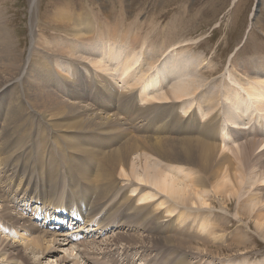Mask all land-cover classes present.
Here are the masks:
<instances>
[{"label":"rangeland","instance_id":"1","mask_svg":"<svg viewBox=\"0 0 264 264\" xmlns=\"http://www.w3.org/2000/svg\"><path fill=\"white\" fill-rule=\"evenodd\" d=\"M32 2L31 0H0V39L2 40V42L0 40V58L2 57L0 65L8 60L2 65L3 68L0 67V197L4 202H0V209H3L4 213L2 206L5 205L7 211L11 206L9 212L15 216L17 222L19 221L17 224L15 220L8 218L6 212L2 215L0 210V215L3 216L4 221L6 220L5 222L0 220V253L5 251V255H2L4 257L0 255V264H264V225L261 228L258 226L260 222L264 223V182L261 181L264 176V148L260 146L264 139V112L256 109V102L246 99V105L236 109L238 115H231L235 120L233 118L224 119L222 114V111L233 103L230 100L231 90L238 91L237 98L239 99H235V102L242 101L245 97L243 88L247 86L246 79L253 81L254 75L264 72V0H35V3ZM79 26L85 27L88 31L83 33L84 36L77 38L73 33ZM108 42L113 43L112 49L108 51L109 47H103L101 52H110L111 55L121 54L122 57L119 60L122 61L123 59L125 61L124 55L128 52L135 56L137 64L130 75H125V77L123 74L121 75L120 71L115 70L116 64L110 63L105 55L102 54L100 57L95 55L97 47L106 46ZM168 52L170 53L167 55ZM175 52L181 54L182 58L186 60L183 64L186 66L185 69L189 66V78L195 79L199 88L197 87L192 95L180 101L173 98L165 100L167 103L162 100L147 101L148 96L152 94L151 88L145 89L144 92L142 90L145 81L148 82L149 78L147 77L156 72L157 67L163 66L165 57L177 60L178 55H175ZM6 56L10 57H7L10 61ZM96 58L104 59L103 67L114 70L106 69L100 73L97 66L91 62ZM122 61L118 62V66L121 68L126 66L127 60L124 65H122ZM9 62L12 69L9 68L8 71L4 66L7 64L10 66ZM249 64L252 66L250 67ZM4 68L10 75L15 73L10 76L9 73H4V71L7 72ZM175 72L170 74L168 79L171 75L173 77L182 70ZM101 80L103 85L98 87V81ZM167 81L159 85L156 81L157 87L153 90L160 88L166 93L167 85L169 86L173 80ZM43 89L46 90L43 91ZM38 91H41L42 93H40L44 96H41ZM35 96L38 97L34 98ZM37 99L44 101L38 102ZM189 102L190 110L182 115L181 106ZM118 105L121 107L120 109L117 108ZM123 107L132 108L134 113H130L127 108ZM132 110L131 112H133ZM121 112L123 113L121 114ZM192 114H194V119L190 117L189 123H187L185 119ZM240 115L242 119H240ZM180 117L183 119L179 121ZM107 119L113 121V124L108 126L110 129H114L113 133L94 132L92 130L94 126L88 122L107 121ZM205 121H209L207 126L210 132L203 138L199 131H201V124ZM232 121L234 123H231ZM2 122L5 123L2 124ZM249 124H251L250 129L246 128ZM197 125L198 130L194 127ZM192 127H194V133L190 132L191 130L189 133L185 132ZM242 127L245 129H241ZM79 128H82L81 131ZM125 129L128 132L124 133ZM237 132L239 133L238 137L233 140L231 134H237ZM189 134L196 135L190 137ZM89 135L100 137V142L86 144L84 139ZM145 135L146 137L149 135V138H145ZM184 135L189 136L188 141L192 138L189 145L192 143L193 147L195 144V149L191 146L190 148L189 145L184 149V146L187 145V141L185 140V142L183 139ZM92 137L87 140H91ZM162 138L163 140L167 138L166 143ZM172 138H176L175 141L178 145L173 143L175 141L171 140ZM73 139L77 141V144L102 149L103 156H116L117 164L126 163L128 170H131L132 166L129 163L133 162L132 164L140 173L146 163L151 162L149 165H152L153 161L160 168L163 165V169L183 164V169L186 167L187 171L189 168L191 172H196L198 175L193 173L190 179L202 178L201 180L204 179L203 181L206 182V187H204L207 188V192H204L202 197L206 203L200 204L198 201V203H190L188 199L192 198L193 194L189 193L186 194L187 196L185 195L186 202L189 201L188 204L185 200L180 202L173 196L161 193L162 191L156 187L134 179L133 176H130L131 173L128 174L130 178L127 174L126 176L120 174L119 177V172L115 174L118 177L114 182H105L104 187H101L100 182H96L94 191L88 194L83 187V180H81L77 166L69 157L71 152L68 148L74 141ZM168 140L170 143L167 142ZM198 140L206 144L212 142L208 151L202 149L203 146ZM129 143L133 145L131 146ZM147 143L151 145L152 149L149 144L145 145ZM171 143L172 150L169 149L170 147L168 148ZM153 144L155 145L153 146ZM258 144L259 146H257ZM134 145L135 148L137 145L140 147L137 146L138 149H135ZM158 145L159 147L156 148L155 146ZM176 145L183 148V151ZM165 146L167 148H164ZM153 147L160 148L161 153H159L160 150L153 151ZM197 147L200 152L197 151ZM222 147L224 149H221ZM117 149H123L122 153L126 154L119 153L121 151ZM132 149L135 150V153ZM148 149L152 151L150 152ZM210 149L212 150L209 151ZM163 150L170 151L171 156ZM175 150H180V152L177 151L179 155ZM184 150H187L188 153ZM60 152H64L72 166L74 165L71 170L72 166L66 164L65 179L62 175L63 179L62 177L57 179L55 167L60 168L59 164H51L52 159H56L57 162H65V158L60 155ZM182 152L187 155L190 153V156L186 157V159H190H183L186 154L184 156ZM201 152H205L204 156ZM206 153L212 156L215 154L213 157H209ZM146 154L149 155V158L146 157ZM127 155L131 158L129 159ZM239 155H243L241 160ZM237 156L239 159H236ZM245 156H248L249 162ZM208 157L211 163L206 161ZM146 158L149 159V162ZM224 158L227 160L225 161ZM119 159L121 162L118 161ZM220 160L221 162L217 163ZM166 161L172 165L170 166ZM243 161L245 163H241ZM103 162L104 160H98L99 165H103ZM226 162L228 163L226 164ZM221 163H224L225 166ZM215 165L221 170L219 169V171ZM229 166L230 168H228ZM238 166L242 172L241 176ZM214 167H217V171ZM227 168L234 170L232 172L228 170V172ZM222 170L226 171L225 178H221L224 175ZM235 170L238 171V174ZM177 175L183 177L185 173L179 171ZM207 175H213V177H207ZM234 175H237L238 181H235ZM226 176H231L232 180L228 182L227 180L230 179ZM259 178L261 182H255ZM70 179L77 183L76 188L72 191L84 196L85 203L89 208L88 216L94 220L89 222L86 227H93L94 229L90 230V233L93 232L94 235L84 238L78 236L72 240L58 234L56 236L58 241L50 244L51 249L53 248L50 252L47 250L43 252L42 247L35 249L36 247L32 246V243L36 238H39L44 228L27 220L28 214L21 213V209L18 207L15 209L16 205L6 199L4 192L11 183L14 187L11 193L21 184H25L23 188L30 184L33 188L32 194L46 193L49 200H52L53 197L60 199L57 197L63 194V192H59L60 189H67L66 194L62 196L63 199L61 198L62 203L67 207L71 200L67 194L68 187L72 184L68 185ZM209 179L216 180L214 182H218V184L215 185ZM79 182L81 188H79ZM222 182H227L224 185L227 188L224 187L225 191H223ZM132 184L138 185V188L134 191L135 194L128 192L130 195H136L140 191L141 193L148 191L149 194L151 193L152 198L144 201V204L151 203L150 209L154 210L153 208H155L153 211L155 213L154 220L151 222H148L149 218L146 217L144 211H139L125 202L126 197L123 196L125 193L123 189L133 186ZM53 186L56 187V194ZM48 188L52 190L48 191ZM218 188L221 192L216 191ZM246 198H249L250 201L245 200ZM252 198L256 201L254 202ZM251 200L256 205L252 204ZM248 202H251L250 205ZM62 203L57 205H62ZM140 203L137 201V206L140 207ZM9 204L12 205L8 206ZM27 204L25 208L31 207L32 209L34 207L29 205L31 203ZM57 205L50 202L52 208ZM251 205L257 208L252 206L253 210L251 209V211L249 209ZM71 206H75V204L72 203ZM120 208H126L128 211L124 217L121 216ZM256 210L260 214H257ZM120 217L122 218L120 219ZM125 219L124 225L122 222ZM81 220L79 218V222ZM37 222L41 223V221ZM97 224L102 229H95ZM17 225L18 228L15 227ZM22 226L26 228L22 230ZM27 230L31 231L27 232ZM18 231L22 232L20 237ZM47 231L51 233L47 239L53 240L52 234L57 233L52 232V228ZM99 231L100 233H98ZM63 232L64 230L58 233ZM117 233L123 234V240L114 239ZM140 236L142 237L139 238ZM133 238L136 239V244L132 243ZM139 239H142L143 242ZM68 241L70 244L67 245Z\"/></svg>","mask_w":264,"mask_h":264},{"label":"bare ground","instance_id":"2","mask_svg":"<svg viewBox=\"0 0 264 264\" xmlns=\"http://www.w3.org/2000/svg\"><path fill=\"white\" fill-rule=\"evenodd\" d=\"M31 2H32V0H31ZM32 3H35V0H33V2ZM31 3V4H32ZM31 6V5H30ZM61 17V16H60ZM68 17V16H67ZM79 17V16H78ZM60 20H63V19H60ZM67 20V19H66ZM60 22V21H59ZM73 22H75V21H73ZM61 23V22H60ZM64 23V22H63ZM66 24V23H65ZM75 26H78V25H75ZM90 29V28H89ZM72 31L74 30V29H71ZM75 32L73 33V35L74 36H76L77 38H79V37H81V36H84L83 35V33H86L85 31H88V30H86V28L85 27H83V28H81L80 26H79V28L77 27V28H75ZM88 36V35H87ZM41 37V36H40ZM86 37V36H85ZM1 40V39H0ZM109 41V40H108ZM1 42H2V40H1ZM107 42V41H106ZM109 43V42H108ZM106 43V46H101L100 48H98L97 47V50H95V55H98V57H100L102 54L103 55H105L107 58H108V61H110V63L111 62H113L114 64H116V66H117V68L115 69L116 71H120L119 73H121V75L123 74V76L125 77V75L127 76V75H130L133 71H132V69L133 68H135L134 66L137 64V60L136 59H134L135 58V56H132L131 54L132 53H130V52H128L127 54H125L124 56L126 57V59H125V61H124V59H123V61L122 60H119L122 56H121V54H114V55H111V54H109L108 52L106 53V52H101L100 50H102V48L103 47H109L108 48V51H110L111 49H112V46L111 45H113V43ZM107 45H109V46H107ZM10 46V45H9ZM12 46V45H11ZM174 46H179V45H174ZM8 47V46H7ZM111 47V48H110ZM9 48V47H8ZM64 49V48H63ZM4 50V49H3ZM2 50V51H3ZM1 51V52H2ZM107 51V50H106ZM166 51V50H165ZM170 52H168L167 53V55L169 54ZM174 53V52H173ZM172 53V54H173ZM175 55H178L177 57H178V59L176 60V59H168V58H166L165 57V60L163 61V66L160 68V67H157V69H156V72H154V73H152L151 75H149L147 78H149L148 79V82L146 83V81H145V85H144V88L142 89L143 90V92H144V90L146 89H148L149 90V88H151L152 89V94L151 95H149L148 96V99H147V101H151V100H155V102H156V100H162V102L164 101V102H166V101H168V99L169 98H173V99H175V100H177V101H180V100H182V99H186L187 98V96H189V95H192V93H194L195 91H196V89H197V87L199 88V85H198V83H197V81L195 80V79H193V78H189L190 77V75H189V66H188V68L187 69H185L186 68V66L183 64V62H185L186 60H184L183 58H182V55L181 54H178L177 52H175ZM13 56V55H12ZM79 56V55H78ZM86 56V55H85ZM171 56V55H170ZM7 57H9V56H6V58ZM88 57V56H87ZM86 57V58H87ZM2 58V57H1ZM0 58V59H1ZM10 58V57H9ZM9 58H7V59H9ZM173 58V57H172ZM176 58V57H175ZM12 59H13V57H12ZM180 59H182V60H180ZM126 60H127V62H126ZM3 61H5V60H3ZM8 61V60H7ZM7 61H5V62H3V64L4 63H6ZM9 61H10V59H9ZM102 61H104V59L102 60V58H100V59H98V58H96V59H92L91 60V62L94 64V65H96L97 66V69H99L100 70V73H102L101 71H106V69L107 70H114V69H112V68H107V67H103V65H104V63L102 62ZM106 61V60H105ZM121 62L122 61V65H124L125 64V62H126V66L125 67H123L122 66V68L121 67H119L118 66V62ZM0 62H2L1 60H0ZM107 62V61H106ZM10 63V62H9ZM3 64H1L0 65V67H2V65ZM6 65V64H5ZM7 65H9V64H7ZM4 66V67H7V70L9 69V68H11V63H10V66ZM160 65V64H159ZM158 65V66H159ZM259 65V64H258ZM105 66H107V64H105ZM156 66V65H155ZM249 66L251 67L252 66V64H249ZM254 66V65H253ZM260 66V65H259ZM62 67V66H61ZM153 67V66H152ZM208 67V66H207ZM247 67V66H246ZM264 67V66H263ZM3 68V67H2ZM16 68V67H15ZM95 68V67H94ZM192 68V67H191ZM257 68V67H256ZM5 70H6V68H4ZM12 69V68H11ZM96 69V70H97ZM126 69V70H125ZM2 71H3V69H1ZM6 70V71H7ZM10 70V69H9ZM8 70V71H9ZM15 70V69H14ZM180 70H182V72H179L177 75H175V76H173L172 77V75H171V77L168 79V76L170 75V74H174V73H176L175 71H180ZM259 70V69H258ZM5 72L4 71V73H9V72ZM147 71V70H146ZM11 72V71H10ZM12 72H13V70H12ZM188 72V73H187ZM192 71H190V73H191ZM261 72V71H260ZM259 72V73H260ZM15 73V72H14ZM14 73H11V75H10V73H9V75L10 76H12V74H14ZM118 73V74H119ZM148 73V72H147ZM1 74V73H0ZM192 74V73H191ZM5 75H7V74H5ZM5 75H4V77H5ZM8 75V76H9ZM166 75V76H165ZM188 75V76H187ZM253 75V74H252ZM144 76V75H143ZM165 76V77H164ZM194 76V75H193ZM3 77V76H2ZM4 77H3V79H4ZM110 78V77H109ZM195 78V77H194ZM140 79V78H139ZM167 79H168V81H167ZM225 79V78H224ZM254 80L252 81V80H250V79H246V87L245 88H243V90L245 91V97L242 99V101H240V102H235V99H239V98H237V96L239 95L238 94V91H236V90H231V93H230V95L232 96L231 97V101L233 102L232 103V105L231 106H229V108H226V110H224V111H222V114H223V118L224 119H228V118H233V120H235V118L233 117V116H231L232 114H234V115H236L237 114V111L238 110H236L238 107H241V106H245L246 105V99L247 100H249V101H251V102H256V104H255V106H256V109L257 110H261L262 112H264V72L262 73V74H258V75H254V78H253ZM39 80V79H38ZM104 80V79H103ZM138 80V79H137ZM171 80H173V81H171ZM230 80V79H229ZM1 81H2V79H1ZM7 81H8V79H7ZM106 81V80H105ZM110 81V80H109ZM156 81H157V84L159 85V84H161V83H163V82H165V81H167V82H170V84H169V86L167 85V87H168V89L166 90V93L164 92V91H161L160 90V88H158L157 90H153V88H155V87H157V84H156ZM251 81V82H250ZM4 82L6 83V81L4 80ZM36 82V81H35ZM41 82V81H40ZM205 82V81H204ZM233 82H235V81H233ZM248 82H250V83H248ZM29 83V82H28ZM44 83H45V81H44ZM98 83H99V86L98 87H102V85H103V81L101 80V81H98ZM42 84V83H41ZM136 84V83H135ZM2 85V84H1ZM18 85V84H17ZM28 85H30V84H28ZM28 85H27V87H28ZM132 85V84H131ZM35 86V85H34ZM44 86V85H43ZM129 86V85H128ZM26 87V86H25ZM32 87V86H31ZM40 87V86H39ZM67 87H68V85H67ZM66 87V88H67ZM166 87V86H165ZM29 88H30V86H29ZM133 88V87H132ZM36 89V88H35ZM69 89V88H68ZM32 90H33V88H32ZM31 90V91H32ZM39 90V89H38ZM42 90V89H41ZM46 89H43V91H45ZM29 91H30V89H29ZM34 91V90H33ZM39 92V94L41 95V96H44V95H42L41 93V91H38ZM41 92V93H40ZM168 92V93H167ZM36 94H37V92H35ZM34 93V94H35ZM38 94V95H39ZM124 94H126V93H124ZM123 94V95H124ZM148 94V93H147ZM31 95V94H30ZM105 95V94H104ZM213 95V97H214V94H212ZM202 96V95H201ZM36 97H38V96H35L34 98H36ZM142 97H143V95H142ZM42 98V97H41ZM40 98V99H41ZM111 98V97H110ZM215 98V97H214ZM32 99V98H31ZM39 99V100H40ZM68 99V98H67ZM67 99H66V101H67ZM43 100V99H42ZM41 100V101H42ZM166 100V101H165ZM37 101H38V99H37ZM41 101H38V102H41ZM44 101V100H43ZM81 101V100H80ZM131 101H133V100H131ZM157 101V102H158ZM15 102V101H14ZM76 102V101H75ZM154 102V103H155ZM212 102V101H211ZM42 103H44V102H42ZM74 103V102H73ZM78 103V102H77ZM131 103V102H130ZM167 103V102H166ZM171 103V102H170ZM41 104V103H40ZM39 104V105H40ZM49 104V103H48ZM163 104V103H162ZM43 106H44V104H42ZM78 105H79V103H78ZM120 105V104H119ZM119 105H118V107L117 108H121V107H119ZM164 105V104H163ZM13 106V105H12ZM11 106V107H12ZM49 106H51V105H49ZM190 102L189 103H186L185 105H183V106H181V111L183 112L182 113V115H184V114H186L189 110H190ZM15 107V106H14ZM150 107V106H149ZM123 108H127L128 109V111L130 112V113H134V111L132 110V108H128V107H123ZM44 109V108H43ZM131 110L133 111V112H131ZM7 111V110H6ZM13 111H14V109H13ZM12 111V112H13ZM15 111H16V109H15ZM50 111V110H49ZM53 111V110H52ZM140 111H142V110H140ZM251 112H253V110H251ZM9 113V112H8ZM50 113H51V111H50ZM49 113V114H50ZM123 112H121V114H122ZM139 113V112H138ZM254 113V112H253ZM15 114V113H14ZM88 114V113H87ZM102 114V113H101ZM251 114V113H250ZM23 115V114H22ZM238 115V114H237ZM5 116V115H4ZM11 116H13V115H11ZM110 116V115H109ZM115 116V115H114ZM138 116H140V115H138ZM206 116V115H205ZM248 116H249V114H248ZM6 117V116H5ZM92 117V116H91ZM120 117V116H119ZM190 117H191V119H194V114H192V116L191 115H189L188 116V118H186L185 119V121L187 122V123H189V119H190ZM104 118V117H103ZM6 119H7V117H6ZM81 119H82V117H81ZM90 119H92V118H90ZM180 119H183L182 117H180L179 118V121H180ZM240 119H242L241 118V115H240ZM55 120V119H54ZM57 120V119H56ZM113 120H114V118H113ZM120 120H122V119H120ZM136 120V119H135ZM206 120V119H205ZM230 120H232V119H230ZM248 120V119H247ZM4 121V120H3ZM77 121V120H76ZM79 121V120H78ZM84 121H86V120H84ZM83 121V122H84ZM124 121H125V119H124ZM123 121V122H124ZM177 121V120H176ZM250 121V120H249ZM7 122V121H6ZM90 124H91V126H94V128L92 129L94 132H97V133H100V134H106V133H113L114 132V129H110L108 126H110V125H112L113 124V121H111V119L109 120V119H107V121H102V120H96V122H94V121H88ZM3 123H5V122H2V124ZM56 123V122H55ZM57 123H59V122H57ZM61 123H62V121H61ZM209 123V121L207 122V121H205V122H203L202 124H201V131H199L200 133V136L202 135L203 136V138H204V136H207V135H209V127L207 126V124ZM231 123H234L233 121L231 122ZM117 124V123H116ZM123 124H125V123H123ZM198 125L200 124V122L199 123H197ZM8 126H9V124H7ZM53 125H54V123H53ZM198 125L197 126H194V127H196V129H197V127H198ZM3 126V125H2ZM6 126V125H5ZM13 126V125H12ZM21 126V125H20ZM82 126V125H81ZM119 126H120V124H119ZM123 126V125H122ZM78 127H79V125H78ZM116 127V126H115ZM194 127H192V128H188L187 129V131H185V132H188L189 133V131L190 132H192V133H194L193 132V130H194ZM232 127V126H231ZM236 127V126H235ZM7 128V127H6ZM5 128V129H6ZM10 128V127H9ZM18 128V127H17ZM22 128H23V126H22ZM90 128V127H89ZM117 128V127H116ZM199 128V127H198ZM236 128H239L238 126L236 127ZM246 128H248V129H250L251 128V124H249V126H246ZM81 129L82 128H79V131H81ZM118 129H120V128H118ZM122 129V128H121ZM231 129H233V128H231ZM241 129H245L244 127H242ZM14 130V129H13ZM24 130V129H23ZM76 130V129H75ZM198 130V129H197ZM72 131V130H71ZM78 131V130H77ZM125 131H127L126 129L124 130V133H126ZM230 131V130H229ZM232 131V130H231ZM230 131V132H231ZM1 132V131H0ZM128 132V131H127ZM13 133V132H12ZM78 133V132H77ZM118 133V132H117ZM233 133V132H232ZM116 134V133H115ZM238 132H237V134H231L232 135V138H233V140H234V138H236V137H238ZM1 135V134H0ZM13 135H14V133H13ZM75 135H77V134H75ZM121 135V134H120ZM126 135V134H125ZM128 135H129V133H128ZM196 135V134H195ZM194 134H189V136L191 137V136H195ZM93 135H89V136H86V138L84 139V142L86 143V144H92V143H99L100 142V137H98V136H93ZM107 136V135H106ZM112 136V135H111ZM118 136V135H117ZM137 136V135H136ZM144 136V135H143ZM148 137H146V135H145V138H149V135H147ZM174 136H176V135H174ZM185 136V135H184ZM188 136V137H189ZM4 137V136H3ZM89 137H92L91 138V140H87ZM130 137H132V136H130ZM129 137V138H130ZM154 137H156V136H154ZM159 137H162V136H159ZM165 137V136H164ZM167 137H168V135H167ZM170 137V136H169ZM188 137L187 136H185L183 139H184V141L186 142V144L187 145H185V143L184 142H182V144L183 145H185L184 146V149H185V147L186 146H188L190 143L189 142H191L192 140V138L190 139V141H188L189 139H188ZM212 137V136H211ZM5 138V137H4ZM7 138V137H6ZM108 138V137H107ZM110 138V137H109ZM126 138V137H125ZM128 138V137H127ZM135 138V137H134ZM134 138H133V140H134ZM140 138V137H139ZM141 138H143V137H141ZM150 138H153V137H150ZM174 138V137H173ZM171 139V140H174L175 141V139ZM195 138V137H194ZM197 138V137H196ZM3 139V138H2ZM67 139V138H66ZM66 139H65V141H66ZM70 139V138H69ZM117 139V138H116ZM119 139V138H118ZM144 139V138H143ZM155 139H157V137L155 138ZM165 140H163V138H162V140L163 141H165V143H166V139L167 138H164ZM181 138H179V140H180ZM188 139V140H187ZM206 139V138H205ZM218 139V138H217ZM74 140V139H73ZM72 140V141H73ZM120 140V139H119ZM132 140V139H131ZM141 140V139H140ZM146 140V139H145ZM169 140H170V138H169ZM169 140L167 141V142H169ZM7 141V140H6ZM54 141V140H53ZM70 141V140H69ZM124 141H125V139H124ZM123 141V142H124ZM127 141V140H126ZM135 141V140H134ZM139 141V140H138ZM149 141H150V139H149ZM148 141V142H149ZM159 141V140H158ZM181 141V140H180ZM193 141H194V139H193ZM198 141H200V140H198ZM203 141V140H202ZM211 141V140H210ZM80 142V141H79ZM127 142H130L131 143V141H127ZM140 142V141H139ZM139 142H137V144L139 143ZM195 142L197 143V141L195 140ZM201 142V141H200ZM250 142H252V141H250ZM3 143H5V142H3ZM58 143V142H57ZM69 143V145H70V142H68ZM129 143V144H130ZM141 143V142H140ZM139 143V144H140ZM146 143V142H145ZM150 144H151V142H149ZM149 143H147V144H145V145H148ZM156 143H158V142H156ZM164 143V142H163ZM170 143V142H169ZM173 143H175V144H177V142L175 141V142H173ZM212 143V142H211ZM210 143V144H211ZM262 143V145H260V146H262V148H264V139H263V141L261 142ZM260 143V144H261ZM26 144V143H25ZM67 144V143H66ZM102 144V143H101ZM116 144V143H115ZM123 144H125V142L123 143ZM133 144H135L134 142H133ZM133 144H130L131 146L133 145ZM149 144V146L151 147V145ZM180 144V146H181V142L179 143ZM194 144V143H193ZM210 144H206V143H204V142H201V146H203L202 147V149L204 150V151H208V149L210 148ZM221 144V143H220ZM247 144V143H246ZM112 145V144H111ZM122 145V144H121ZM141 145V144H140ZM140 145H137L138 147H140ZM155 144H153V146H154ZM168 145V144H167ZM171 145H172V143L170 144V146H168V148L169 149H171L172 150V148H171ZM178 145V144H177ZM176 145V147H178L179 149L181 148L180 146H177ZM191 145H192V143H191ZM191 145H189V147L191 146ZM198 145V144H197ZM200 145V144H199ZM243 145V144H242ZM124 146H127V145H124ZM131 146H128V147H131ZM137 146H136V148H137ZM149 146H148V148H149ZM173 146V145H172ZM194 146H195V144H194ZM193 146V147H194ZM214 146V145H213ZM231 146V145H230ZM240 146V145H239ZM245 146V145H244ZM247 146V145H246ZM257 146H259V144L257 145ZM1 147V146H0ZM99 147V146H98ZM117 147H119V146H117ZM121 147V146H120ZM119 147V148H120ZM142 147V146H141ZM147 147V146H146ZM145 147V148H146ZM156 148L157 147H159V145L158 146H155ZM175 147V146H174ZM192 147V146H191ZM190 147V148H191ZM192 147V148H193ZM196 147V146H195ZM195 147H194V149H195ZM218 147V146H217ZM123 148V147H122ZM133 148H135V145H134V147ZM135 148V149H136ZM145 148H143V149H145ZM164 148H167L166 146L164 147ZM163 148V149H164ZM187 148V147H186ZM201 147H199V149H200ZM240 148H241V146H240ZM246 148V147H245ZM67 149V148H66ZM68 149H70V152H71V154L69 155V157H70V159L71 160H73V162H74V164L77 166V170L79 171V174H81V180H83L82 181V184H83V187H84V189L87 191V193L89 194V193H91V192H93L94 191V188H95V185H96V182H100L101 183V187H104L105 185H104V183L105 182H108V181H112V182H114V180H116V178L118 177H116V175L115 174H117L118 172H119V177H120V174L122 175V176H126V174H127V176L129 177V175L128 174H130V176H133V178L134 179H136V180H138V181H140V182H143V183H146V184H149V185H151V186H153V187H156L158 190H160V191H162L161 193H166V194H168L169 196H173L174 198H177V200L179 199L180 200V202H182V201H184L185 200V195L187 194V193H189V194H193V197L192 198H190V199H188L189 201H190V203H200V204H205L206 203V201H204V199L202 198L203 197V194H204V192H207V188H205L206 186H205V184H206V182H204L203 180H201V179H198V180H196V179H194V178H192V179H190V177H192L191 175L194 173V172H191L190 170L191 169H189L188 168V170L186 171V167H184V169H183V164H182V166H176V167H174L173 168V166H172V168H168V169H163V165H161L162 166V168H160L157 164H154L155 163V161H153L154 163L151 165H149V163H151V162H149V159H147L148 160V164L146 163V165H145V163H143V165H145V167H143V169H142V172L140 173L139 172V170L138 169H136L135 168V166L130 162L129 163V161L127 160V162L130 164V165H132L131 166V170H128L129 168H128V166L127 165H125L124 163L123 164H117L118 162H116V160H117V157L116 156H114V155H110V156H103V150L102 149H94V148H92V147H88V146H85V145H82V144H77V141L76 140H74L73 142H71V145H70V147L68 148ZM112 149V148H111ZM138 149V148H137ZM151 149H152V147H151ZM153 151H155V152H158L159 150H160V152L159 153H161V149L159 148V149H155L154 147H153ZM168 149V150H169ZM183 148H181V150H182ZM194 149H192V150H194ZM202 149H200V150H202ZM213 150H214V148H212ZM212 149H210L209 151H211ZM216 149V148H215ZM219 149V148H218ZM221 149H224L223 147L221 148ZM118 150V149H117ZM122 150L123 149H119L118 151H121V152H119V153H121V154H123L122 153ZM125 150V149H124ZM133 150V149H132ZM141 150H142V148H141ZM140 150V151H141ZM148 150H150V149H148ZM191 150V149H190ZM202 150V151H203ZM241 150V149H240ZM109 151H111V150H109ZM115 151V150H114ZM126 151V150H125ZM124 151V152H125ZM127 151H128V149H127ZM134 151V153H135V150H133ZM152 150H150V152H151ZM174 151V150H173ZM173 151H171V152H173ZM176 151V153L178 154V152L177 151H179L180 152V150H175ZM183 151V150H182ZM185 152H187L188 153V151L187 150H184ZM197 151L198 152H200L199 150H198V147H197ZM196 151V153H198ZM217 151H219V150H217ZM244 151V150H243ZM243 151H242V153H243ZM106 152V151H105ZM108 152V151H107ZM130 152H132V151H130ZM142 152H143V150H142ZM145 152H147V151H145ZM154 152V153H155ZM163 152H165V153H169V155H170V151H164L163 150ZM190 152V151H189ZM194 152V151H193ZM233 152V151H232ZM1 153V152H0ZM129 153V152H128ZM127 153V154H128ZM164 153V154H165ZM183 153V152H182ZM181 153V154H182ZM187 153H185L186 154V156H185V154L183 153L182 155H184L185 157H183V159H186V157L187 156H190L189 154L187 155ZM202 153V155L204 156V153L203 152H201ZM211 153V152H210ZM246 153V152H245ZM113 154H115V153H113ZM120 154V155H121ZM126 154V153H125ZM125 154H123V155H125ZM156 154V153H155ZM158 154V153H157ZM172 154V153H171ZM193 154V153H192ZM198 154H200V153H198ZM209 154V153H208ZM207 153H206V155L207 156H212L211 154H209L208 155ZM215 154V153H214ZM214 154H213V156H214ZM238 154V153H237ZM244 154V153H243ZM60 155L62 156V157H64L65 158V162L64 163H62V162H57L56 161V159H52L53 160V162H51V164H59V166L58 167H60V168H56L55 167V169H56V172H57V179H60V177H64V179H65V167H66V164H70L71 166H72V164L70 163L71 161H69V158H68V156L64 153V152H60ZM108 155V154H107ZM118 155V154H117ZM128 155H132L131 153L130 154H128ZM127 155V156H128ZM143 155V154H142ZM160 155V154H159ZM163 155V154H162ZM165 155H168V154H165ZM174 155V154H173ZM176 155V154H175ZM179 155V154H178ZM103 156V157H102ZM171 156V155H170ZM169 156V157H170ZM198 156V155H197ZM207 156H205V157H207ZM212 156V157H213ZM226 156V155H225ZM224 156V157H225ZM240 157V160H241V158L243 157V155L241 156V155H239ZM10 157V156H9ZM129 157V159L131 158V156H128ZM145 157V156H144ZM146 157H148L149 158V155L147 156V154H146ZM202 157V156H201ZM209 157H208V160H206V161H208V162H210L209 161ZM246 157V160L248 161V159H247V157L248 156H245ZM121 158V157H120ZM123 158V157H122ZM127 158V157H126ZM141 158V157H140ZM163 158H164V156H163ZM166 158H167V156H166ZM238 158V156L236 157V159ZM238 158V159H239ZM7 159V158H6ZM99 159H101V160H104V164L103 165H99L98 164V160ZM145 159V160H146ZM159 159V158H158ZM168 159V158H167ZM170 159V158H169ZM178 159V158H177ZM190 159V158H189ZM189 159H186V160H189ZM203 159V161H205L204 160V158H202ZM144 160V162H146ZM176 160V159H175ZM181 160V159H180ZM185 160V161H186ZM201 160V159H200ZM224 160L226 161L227 159L226 158H224ZM239 160V161H240ZM243 160H245V158H243ZM245 160V161H246ZM118 161H120L121 162V160L119 159ZM130 161H132V160H130ZM164 161H165V159H164ZM170 161H172V160H170ZM228 161H229V159H228ZM99 162H101V161H99ZM159 162V161H158ZM157 162V163H158ZM167 162V161H166ZM184 162V161H183ZM200 162H202V161H200ZM221 162V160L218 162L217 161V163H220ZM249 162V161H248ZM261 162V161H260ZM5 163V162H4ZM107 163H108V165H107ZM170 163V162H169ZM168 162H167V164H169ZM181 163H182V160H181ZM211 163V162H210ZM213 163H215V162H213ZM228 162H226V164H227ZM241 163H245L244 161L243 162H241ZM136 164V163H135ZM167 164L165 163V165H166V168H167ZM178 165L180 164V163H177ZM205 164H208V163H205ZM222 164V163H221ZM220 164V165H221ZM170 165V164H169ZM172 165V164H171ZM170 165V166H171ZM184 165H186V164H184ZM196 165V164H195ZM219 165V164H218ZM223 166H225L224 165V163L222 164ZM229 165H232L231 163H229ZM239 165V164H238ZM241 165V164H240ZM245 165V164H244ZM74 166V165H73ZM73 166L71 167V170H72V168H73ZM198 166V165H197ZM209 166V165H208ZM213 166V165H212ZM215 166H217V165H215ZM242 166V165H241ZM169 167V166H168ZM202 167L204 168V166L202 165ZM218 167V166H217ZM216 167V168H217ZM232 167V166H231ZM239 167L240 166H238V171L240 172V170H239ZM209 168V167H208ZM212 167L210 166V169H211ZM215 167H214V169H215V171H217V169H216ZM223 168H225V167H223ZM228 168H230V166L228 167ZM226 169L227 171L229 170V169ZM206 169V168H205ZM210 169H208V170H210ZM220 169V167H218V170ZM246 169V168H245ZM70 170V169H69ZM177 170V171H176ZM183 170H184V172H183ZM212 170V169H211ZM221 170V169H220ZM219 170V171H220ZM225 170V169H224ZM224 170H222L223 171V174L226 172H224ZM232 170H234V169H232ZM232 170H229V171H231L232 172ZM243 170V169H242ZM241 170V171H242ZM76 171V170H75ZM179 171H181V173H185V175L183 176V177H180V175H177L178 173H179ZM194 171H196V170H194ZM214 170H213V172H214V174L216 175V172H215ZM218 171V172H219ZM228 171V172H229ZM237 170H235V172H236ZM238 171L236 172L237 174H238ZM199 172V171H198ZM210 172V171H209ZM209 172H206V173H209ZM235 172H233L234 174H235ZM61 173V174H60ZM196 173V172H195ZM194 173V174H195ZM210 173H212V172H210ZM217 174H219V173H217ZM223 174H221V175H223ZM226 174V173H225ZM225 174L223 175V177H221V178H225ZM232 174V173H231ZM62 175V176H61ZM196 176H198L197 175V173L195 174ZM195 175H194V177H195ZM240 176L242 175V172H240V174H239ZM238 175V176H239ZM263 175V174H262ZM121 176V177H122ZM208 176H210V175H207V177ZM217 176V175H216ZM215 176V177H216ZM63 177H62V179H63ZM75 177V176H74ZM78 176H76L75 178H77ZM128 177H126V178H128ZM200 177H201V174H200ZM211 178L213 177V175L212 176H210ZM215 177H214V179H215ZM218 177V176H217ZM226 177H228V176H226ZM235 177H236V179H235ZM244 177V176H243ZM243 177H242V180H243ZM253 177V176H252ZM130 178V177H129ZM237 175L235 176L234 175V179H235V181H238L237 180ZM239 178H241V177H239ZM214 179H212V180H210V181H216V180H214ZM227 179V178H226ZM228 179H230V180H227L228 182H230L232 179H231V176L230 177H228ZM233 179V180H234ZM79 180V179H78ZM85 180V181H84ZM129 180V179H128ZM196 180V181H195ZM217 180H218V178H217ZM221 180V179H220ZM253 180H255V179H253ZM61 181V180H60ZM200 181V182H199ZM202 181V182H201ZM222 181V180H221ZM225 181V180H224ZM259 182L260 181V178L259 179H256L255 180V182ZM261 181H263L264 182V176L262 177V180ZM260 181V182H261ZM75 181L73 180V179H70V180H68V185H69V183H72V184H70V186L68 187V193L67 194H69V197L71 198V200H70V202L71 203H73V204H75L76 205V207H77V211H75V212H69V216H72V218H76V222L74 223V224H81V222H79V216L83 213V215H85L84 216V222H83V224L85 225V227L88 225V223L89 222H91V221H94L91 217H89L88 216V213H89V208H88V206H87V204L85 203V199H84V196H82L81 194H79V193H75V192H73L72 191V189H75L76 188V184L77 183H74ZM204 182V183H203ZM243 182V181H242ZM241 182V183H242ZM254 182V181H253ZM13 183H14V181H13ZM132 183V182H131ZM215 183V182H214ZM217 184H218V182H216ZM216 183H215V185H216ZM223 183V182H222ZM225 183H227V182H225ZM225 183H223V191H225ZM238 183V182H237ZM236 183V184H237ZM1 184V183H0ZM232 184V183H231ZM240 184V183H239ZM65 185V184H64ZM133 185V184H132ZM210 185V184H209ZM212 185V184H211ZM214 185V186H215ZM16 186V185H15ZM25 186V184H21V186L19 187V188H16L15 190H14V192H12L11 193V190H12V183L10 184V187L4 192V194H5V197H6V199L8 200V201H11V202H13L16 206H15V209H16V207H18V208H20L21 210H22V207H26L28 204H27V201H32V202H30L31 204H29L30 206L31 205H33L34 207H33V209H32V211H37V209L39 208V207H37L36 206V204H38L39 203V201L38 200H41V203H42V205H45L44 206V208H39L40 210H44L45 208V210L44 211H47V209L50 207V202L51 203H55L56 205L58 204V203H62V196L64 195V194H66V191H67V189H60V191L59 192H63V194L59 197V196H57L58 198H60V199H57L56 197H53L52 198V200H49V198H48V196H47V194L45 193V194H43V193H41L40 195H37V194H35L34 196H29V199H27V197H26V195L28 194V192H25L24 193V195L21 197V199H19L18 198V195H19V193H20V191H18V189L19 190H21L23 187ZM138 185H136V184H134L133 186H129V187H127L125 190L123 189V191L125 192L124 194H123V196H125L126 197V199H125V202L128 204V205H130V206H132V207H134V208H136L137 210H139V211H144L145 213H146V217L147 218H149L148 219V222H151L152 220H154V215H155V213H153V211L155 210V208H153L154 210H152V209H150V204L149 203H145L144 204V201L146 202L147 201V199H149V198H152V195H150L148 192H143V193H141V191L140 192H138L136 195H134L135 194V192L134 191H136L137 190V187ZM205 186V187H204ZM228 186V185H227ZM250 186V185H249ZM135 187V188H134ZM208 187V186H207ZM216 187V186H215ZM215 187H213V189H215ZM225 187V188H224ZM233 187V186H232ZM235 187V186H234ZM53 188H54V191H55V194H56V187L55 186H53ZM79 188H81V186H80V182H79ZM204 188H205V190H204ZM221 188V189H222ZM24 190H27L28 189V191H31V190H33V188L30 186V184H28V186L27 187H25V188H23ZM49 190L48 191H51L52 189L51 188H48ZM220 188H218V190H216V191H219V192H221V190H219ZM227 189V188H226ZM232 189V188H231ZM230 189V190H231ZM249 189H250V187H249ZM262 189V188H261ZM34 190H36V189H34ZM209 190V189H208ZM236 190V189H235ZM214 191V190H213ZM237 191H238V189H237ZM245 191V190H244ZM58 192V193H59ZM128 192H130V194H131V192H134V197H133V195H130V194H128ZM158 192V191H157ZM38 193V192H37ZM163 193V194H164ZM230 193V192H229ZM1 194V193H0ZM231 194V193H230ZM235 194V193H234ZM188 195V194H187ZM186 195V196H187ZM227 195H229V194H227ZM231 195H233V194H231ZM230 195V196H231ZM1 196V195H0ZM19 196H21V194L19 195ZM192 196V195H191ZM258 196V195H257ZM252 197L254 198V195H252ZM256 197V196H255ZM4 198V197H3ZM62 198V199H61ZM188 198V197H187ZM250 198V197H249ZM249 198L247 199H245V200H247V201H250L249 200ZM252 198V199H253ZM257 198V197H256ZM5 199V198H4ZM5 199V200H6ZM255 199V198H254ZM254 199H253V201H254ZM2 200V201H1ZM75 200V201H74ZM178 200V201H179ZM187 200V201H188ZM203 200V201H202ZM65 201V200H64ZM137 201H140L141 203V206L139 207V206H137L138 204H136V202ZM188 201V202H189ZM198 201V202H197ZM252 201V200H251ZM252 201V204L256 201H254L253 202ZM0 202H3V199H1V197H0ZM21 202H24V203H26V204H22L21 205ZM174 202V201H173ZM185 202H186V200H185ZM184 202V203H185ZM188 202H186L187 204H188ZM4 203V202H3ZM249 203H251V202H248V204ZM257 203V202H256ZM255 204V203H254ZM3 205V204H2ZM10 205H12V204H9L8 206H10ZM26 205V206H25ZM66 204H63L62 203V205H57V206H61L60 208H57V206H55V207H53L52 208V211H54L55 209H62V210H66L67 208L68 209H70V207H74V206H65ZM250 205V204H249ZM256 205V204H255ZM5 205H3L2 206V208H4V213L6 212V214H7V216H8V218L9 219H13V220H15V216H12V214L9 212L10 211V208H11V206H10V208H9V211H7L6 210V206L4 207ZM173 206H175V205H173ZM172 206V207H173ZM252 206L253 207H256V206H254V205H251V208H249L250 210L252 209ZM260 206V205H259ZM87 207V208H86ZM0 208H1V205H0ZM30 208L31 207H29L28 209H26L25 208V211L26 210H28V211H30ZM170 208V207H169ZM257 208V207H256ZM156 209H157V207H156ZM158 209H159V207H158ZM1 210V209H0ZM3 210V209H2ZM1 210V211H2ZM173 210V209H172ZM253 210V209H252ZM251 210V211H252ZM0 211V212H1ZM119 211L121 212V216L122 217H124L127 213H128V211H127V209L126 208H120L119 209ZM16 212H18V211H16ZM157 212V211H156ZM159 212V211H158ZM168 212V211H167ZM169 212H171L170 210H169ZM256 212H258L257 210H256ZM1 213H3V211L1 212ZM4 213L2 214V215H4ZM39 212H37L36 214H38ZM65 212H62V214H64ZM181 213V212H180ZM17 214V213H16ZM16 214H14V215H16ZM18 214H19V212H18ZM101 214H102V212H101ZM174 214V213H173ZM257 214H260L259 212L257 213ZM21 215V214H20ZM44 215V214H43ZM6 216V215H5ZM68 216V215H67ZM171 216V215H170ZM261 216V215H260ZM259 216V217H260ZM21 217V216H20ZM22 217H23V215H22ZM29 217L30 216H26V219L27 220H29L30 221V219H29ZM122 217H120V219L122 218ZM156 217V216H155ZM167 217V216H166ZM262 217V216H261ZM36 218H37V216H34V220H36ZM125 218H127V217H125ZM161 218V217H160ZM163 218V217H162ZM258 218V217H257ZM8 219V220H9ZM164 219V218H163ZM162 219V220H163ZM262 219H263V217H262ZM261 218H260V220H262ZM0 220H1V222H5L4 221V219H3V216H1L0 215ZM11 220H10V222H11ZM161 219H159V221H160ZM16 221V220H15ZM29 221H27V222H29ZM125 221H126V219L122 222L124 225H125ZM158 221V222H159ZM9 222V223H10ZM13 222V221H12ZM17 222V221H16ZM19 222V221H18ZM18 222H17V224H18ZM34 221L33 220H31V223H33ZM79 222V223H78ZM161 222V221H160ZM159 222V223H160ZM205 222V221H204ZM260 222V221H259ZM8 223V225H10ZM35 223H37V224H39L41 227H43L44 228V230L41 232V235L39 236V234H38V236H39V238H36L34 241H33V245L32 246H34V247H36L35 249H37L38 247H42L43 248V252H44V250L46 251L47 250V252H50V250H52L51 249V243L53 242V243H56L57 241H58V239H57V237L56 236H58V234L59 235H61V236H67V238L66 239H72L73 240V236L72 237H69L68 236V234H70L71 232H76L77 231V229H73L72 231H70V230H67V231H64L63 233H58L57 231V229L54 227L52 230V232H55V233H57V234H52L53 235V240H48L47 239V236H49V234L51 235V233H49V231H47V230H50L51 228H50V225L51 224H49V225H45L44 223H38V222H34L33 224H35ZM162 223V222H161ZM164 223V222H163ZM203 224V223H202ZM21 225V224H20ZM26 225V224H25ZM29 225H30V223H29ZM264 225V223L263 222H260L259 224H258V226L261 228L262 226ZM14 226V225H13ZM27 226V225H26ZM157 226V225H156ZM16 228H18L19 226L17 225V226H15ZM14 227V228H15ZM80 227H82V226H80ZM95 227V226H94ZM7 228H9V227H7ZM22 228V230L24 229V228H26L25 226H22L21 227ZM147 228V227H146ZM46 229V230H45ZM95 229H97V230H100V229H102V228H100V226H98V224H97V228H95ZM105 229V228H104ZM9 230H12L13 231V229H10L9 228ZM30 232L31 230H27V232ZM36 233V232H35ZM98 233H100V231L98 232ZM18 234H19V237H20V234H22V232L20 233L19 231H18ZM94 235V234H93ZM128 235V234H127ZM126 235V236H127ZM60 236V237H61ZM124 236H125V234H124ZM129 236H131V235H129ZM5 237V236H4ZM94 237V236H93ZM137 237V236H136ZM135 237V238H136ZM142 236H140L139 238H141ZM165 237V236H164ZM168 238H170L169 236H167ZM115 238H117V239H120V240H123V234H118L117 233V236L115 237L114 236V239ZM124 238H127V237H124ZM130 238V237H129ZM131 238H132V236H131ZM147 238H148V235H147ZM166 238V237H165ZM33 239V238H32ZM62 239V238H61ZM65 239V240H66ZM108 239V238H107ZM114 239H112V240H114ZM128 239V238H127ZM144 239H146V238H144ZM150 239V238H149ZM152 239V238H151ZM155 239V238H154ZM153 239V240H154ZM158 239V238H157ZM163 239V238H162ZM101 240V239H100ZM140 240V239H139ZM161 240V239H160ZM164 240V239H163ZM31 241V242H32ZM106 241V240H105ZM126 241V240H125ZM134 241V242H133ZM133 241H132V243L134 244L135 242H137L136 241V239L134 240V238H133ZM141 242H143L142 241V239L140 240ZM155 241H157V240H155ZM158 241H159V239H158ZM157 241V242H158ZM162 241V240H161ZM161 241H160V243H161ZM70 241H68V242H66V244L68 245V244H70L69 243ZM131 242V241H130ZM139 242V241H138ZM145 242V241H144ZM150 242V241H149ZM153 242V241H152ZM105 243H107V242H105ZM111 243V242H110ZM128 244H129V242H127ZM131 243V245H133ZM140 243V242H139ZM154 243V242H153ZM159 243V242H158ZM64 244V243H63ZM101 244V243H100ZM99 244V245H100ZM136 244V243H135ZM141 244V243H140ZM155 244V243H154ZM182 244H184L183 242H182ZM9 247V246H8ZM132 247V246H131ZM141 247V246H140ZM12 248V247H11ZM33 248V247H32ZM3 250V249H2ZM40 251V250H39ZM42 252V253H43ZM52 252V251H51ZM16 253V252H15ZM38 253V252H37ZM0 255L2 256V255H5V251L4 252H2V253H0ZM27 256V255H26ZM2 257H4V256H2ZM28 257V256H27ZM8 258V257H7ZM4 259V258H3ZM68 259V258H67ZM66 259V260H67ZM5 260V259H4ZM62 260V259H61ZM22 263V262H21Z\"/></svg>","mask_w":264,"mask_h":264}]
</instances>
